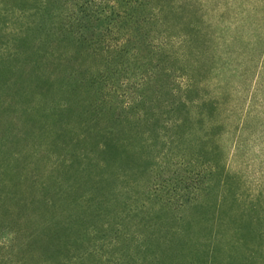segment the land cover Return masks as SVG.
I'll use <instances>...</instances> for the list:
<instances>
[{
    "label": "trees",
    "instance_id": "1",
    "mask_svg": "<svg viewBox=\"0 0 264 264\" xmlns=\"http://www.w3.org/2000/svg\"><path fill=\"white\" fill-rule=\"evenodd\" d=\"M65 1L74 10L61 21L52 15L56 2L37 0L27 11L39 21L17 31L15 42L7 44V61H0V215L20 230L32 231L30 242L8 264H71V252L81 250L88 234L96 232L113 234L115 249L109 253L120 254V264H196L192 257L200 256L203 239H190V224L183 217L164 226L156 242L146 239L143 244L128 237L126 221L138 164L132 146L142 129L163 122L172 133L167 135L172 136L171 147L199 139L216 147L226 124L225 101L202 92L215 64H201L212 50L207 31L195 22L192 4ZM153 12L163 15V50L157 47L159 39L151 41L147 32L162 25ZM88 21L101 24V31L88 33ZM157 60L163 61L167 76L169 94L163 104L162 97L150 99L146 89L158 75ZM29 98L40 106L25 107ZM19 110L28 112L20 129L15 117ZM37 140L44 144L41 148L52 149L43 148L49 157L46 165L34 148ZM71 147L76 153L69 152ZM207 164L213 172L219 169L214 159ZM193 183L190 200L198 205L203 201V171L194 174ZM171 202L169 196L163 210L180 211ZM260 237L262 247L264 235ZM191 241L196 247L189 251ZM84 257L78 253L80 264L86 263Z\"/></svg>",
    "mask_w": 264,
    "mask_h": 264
},
{
    "label": "rangeland",
    "instance_id": "2",
    "mask_svg": "<svg viewBox=\"0 0 264 264\" xmlns=\"http://www.w3.org/2000/svg\"><path fill=\"white\" fill-rule=\"evenodd\" d=\"M36 1L7 0L5 6V0H0V61H7V44L15 42L12 37L17 31L39 21V16L27 11ZM52 1L56 2V14L52 15L61 21L74 10L65 0H51L53 5ZM169 1L175 3L174 7L185 8L192 4L191 8L197 12L195 22L207 31L205 36L212 50L208 59H201V64H215L209 68L208 88H202V92L208 98L219 97L225 101L222 110L226 112V124L216 139V147L200 144V139L171 147L168 141L172 136L167 135L172 133L163 128V122L140 131V137L132 146L138 164L133 168L128 196L132 211L126 221L128 237L141 239L140 244L147 243L143 241L146 239L156 242L163 236V227H169L181 216L190 224L186 232L190 239L194 242L198 237L203 239L200 256L190 255L196 264H264V246L259 245L260 235H264V0ZM20 9H25V13H20ZM153 14L162 25L157 23L147 32L151 41L159 39L157 47L163 50V15ZM90 22L87 32L98 34L101 24ZM148 52H143V57H148ZM158 61H155L158 75L148 81L146 89L150 99L162 97L159 104H163V97H167L169 91L165 86L167 76L163 61ZM204 85L205 81L202 87ZM37 102L29 98L25 107L40 106ZM33 109L29 112H34ZM16 115L20 129L28 112L19 110ZM37 142L34 148L42 154L39 157H44L46 165L49 157L43 152L44 147L41 148L44 144ZM21 149L25 147L21 145ZM44 150L52 151L50 146ZM69 152L76 153L73 147ZM213 159L219 166L216 172L207 164ZM144 161L145 171L141 170ZM59 162L58 158L54 163ZM199 171H203L204 181L201 200L207 204L196 205L190 199L194 198V174ZM169 196L171 207L180 211L163 210L169 205ZM199 205L202 207H195ZM31 232L20 230L15 222L0 215V264L17 259L30 242ZM112 236L99 232L88 234L84 247L71 252V264L83 262L78 260L79 252L85 254V264H120V254L111 256L109 253L110 249H115L110 243ZM193 241L189 251L196 247ZM128 244H131L130 239Z\"/></svg>",
    "mask_w": 264,
    "mask_h": 264
}]
</instances>
